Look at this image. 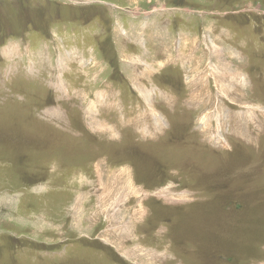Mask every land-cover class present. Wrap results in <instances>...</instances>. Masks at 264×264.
Listing matches in <instances>:
<instances>
[{
    "label": "rangeland",
    "instance_id": "1",
    "mask_svg": "<svg viewBox=\"0 0 264 264\" xmlns=\"http://www.w3.org/2000/svg\"><path fill=\"white\" fill-rule=\"evenodd\" d=\"M0 264H264V0H0Z\"/></svg>",
    "mask_w": 264,
    "mask_h": 264
},
{
    "label": "bare ground",
    "instance_id": "2",
    "mask_svg": "<svg viewBox=\"0 0 264 264\" xmlns=\"http://www.w3.org/2000/svg\"><path fill=\"white\" fill-rule=\"evenodd\" d=\"M194 85H197V86H199V85H198V83H196V82L194 83ZM199 87H200V86H199ZM200 89H201V88H200ZM203 95H204V94H203ZM206 97H207V96H206ZM130 186H131V185H130Z\"/></svg>",
    "mask_w": 264,
    "mask_h": 264
}]
</instances>
